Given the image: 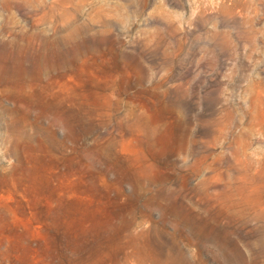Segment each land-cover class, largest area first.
<instances>
[{
  "label": "rangeland",
  "instance_id": "1",
  "mask_svg": "<svg viewBox=\"0 0 264 264\" xmlns=\"http://www.w3.org/2000/svg\"><path fill=\"white\" fill-rule=\"evenodd\" d=\"M0 264H264V0H0Z\"/></svg>",
  "mask_w": 264,
  "mask_h": 264
}]
</instances>
